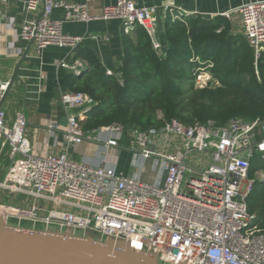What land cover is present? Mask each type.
I'll return each instance as SVG.
<instances>
[{"label": "built area", "instance_id": "built-area-1", "mask_svg": "<svg viewBox=\"0 0 264 264\" xmlns=\"http://www.w3.org/2000/svg\"><path fill=\"white\" fill-rule=\"evenodd\" d=\"M89 2L43 0L42 13L22 22L20 37L33 41L39 53L48 46L76 50L88 36L65 33V23L120 20L124 34L141 26L158 46L155 7L116 0L105 5L100 15H93ZM39 5L40 0H27L25 9L35 13ZM236 10L241 15L242 32L259 61L264 53V0L246 2ZM56 11H62V18H54ZM55 63L74 72L86 65ZM194 78L198 88L218 84L201 68ZM8 85L0 73V137L10 144L13 159L0 188L47 200L54 207L34 204L24 209L0 202V216L30 220L48 232H70L73 238L82 234L85 240L112 239L124 243L126 249L156 257L161 264H264V227H259L258 215L249 207V195L257 181L250 178L252 159L264 157V118L234 117L223 125L214 120L187 124L173 118L159 129L114 122L86 132L82 121L97 101L84 92H63L65 143L77 147L87 139L104 144L107 153L95 164L72 159L67 151L40 153L34 149L27 138L24 113L8 124L1 106ZM123 139H128L143 159L157 157L165 163L162 181L127 176L109 166ZM168 147L175 151L168 152ZM196 153L209 155L211 162L189 164Z\"/></svg>", "mask_w": 264, "mask_h": 264}, {"label": "trees", "instance_id": "trees-1", "mask_svg": "<svg viewBox=\"0 0 264 264\" xmlns=\"http://www.w3.org/2000/svg\"><path fill=\"white\" fill-rule=\"evenodd\" d=\"M230 29L223 16L169 17L168 45L160 53L148 31L139 26L135 36L124 37L120 74L108 75L97 58L79 49L89 70L80 76L67 73L65 79L70 91L87 93L97 101L82 121L83 129L114 122L159 129L173 118L187 124L214 120L221 125L234 117L264 118V53L257 61L247 38ZM199 68L210 72L218 84L198 88L194 73ZM259 171L264 172V157L256 155L250 178ZM249 207L257 213L259 227H264V179L254 183Z\"/></svg>", "mask_w": 264, "mask_h": 264}, {"label": "crops", "instance_id": "crops-1", "mask_svg": "<svg viewBox=\"0 0 264 264\" xmlns=\"http://www.w3.org/2000/svg\"><path fill=\"white\" fill-rule=\"evenodd\" d=\"M27 0H0V73L3 79L10 81L17 64L29 49L19 74L25 85L17 81L4 100L2 108L7 113V121L12 125L19 113H24L28 119L27 138L34 149L40 153H61L67 151L70 158L98 164L106 155V146L97 141L82 139L77 147L65 143L64 128L67 123V111L61 102L63 92L69 91L65 75L67 73L77 75L79 72L89 70V61L83 58L79 49L86 50L85 54L97 58L103 69L120 74L124 56L123 40L126 35L135 36V30L131 34H124L120 20H93L90 23H65V32L68 34L86 35L88 38L76 50L66 48L47 47L39 53L36 44L23 40L20 37L21 24L25 19L39 15L43 11V0H40L39 10L35 13L25 9ZM72 2H84L85 0H68ZM138 6H153L156 8V40L158 46L153 47L163 53L168 45L166 36V21L172 19H184L188 17H201L211 20L216 17H225L231 25L230 33L243 34V23L240 13L236 10L240 5L249 1L262 0H134ZM116 0H90V11L93 15H100L105 5L114 4ZM182 14L181 18L174 15ZM229 13L230 15H226ZM54 18H62V11H56ZM97 35V38L93 36ZM56 61H65L71 64L83 62L85 68L79 72L67 70L58 66ZM7 102L6 107L4 106ZM70 113V111H69ZM163 114H160L162 117ZM50 124L55 127L50 128ZM96 129V128H95ZM84 130V131H92ZM56 141L58 144L56 145ZM63 145L58 146L59 143ZM177 142L180 140L177 139ZM118 150V151H117ZM174 147H168V152H174ZM117 153L111 156L109 166L124 175H142L145 179L162 181L165 174V163L157 158L143 159L137 149L128 139H123L113 151ZM260 156V155H258ZM211 162L209 155L196 153L189 160V164L207 165ZM13 159L10 155V144L5 138L0 137V183L5 180ZM144 170V172H143ZM262 171L257 172L256 174ZM264 173V172H263ZM255 175L259 180V176ZM254 185V184H253ZM0 202L30 209L34 204L48 209L54 207L52 202L22 193H13L9 189L0 188ZM6 219L0 216V222ZM10 227L22 229H40L43 225H35L30 220L8 217Z\"/></svg>", "mask_w": 264, "mask_h": 264}, {"label": "water", "instance_id": "water-1", "mask_svg": "<svg viewBox=\"0 0 264 264\" xmlns=\"http://www.w3.org/2000/svg\"><path fill=\"white\" fill-rule=\"evenodd\" d=\"M33 41H31V44ZM29 53L20 59L1 106L17 81L25 85L19 71ZM86 70L79 72L82 75ZM26 86V85H25ZM0 264H161L156 257L126 249L112 239L73 238L70 232H48L10 227L0 222Z\"/></svg>", "mask_w": 264, "mask_h": 264}, {"label": "rangeland", "instance_id": "rangeland-1", "mask_svg": "<svg viewBox=\"0 0 264 264\" xmlns=\"http://www.w3.org/2000/svg\"><path fill=\"white\" fill-rule=\"evenodd\" d=\"M64 32H65V25H64ZM66 33V32H65ZM48 47H50V48H57V46H48ZM217 84V83H216ZM7 102L8 101H6V103H5V107H6V105H7ZM163 117V116H162ZM256 175H258V174H256ZM259 177V180L260 181H262L263 179H264V173H263V171L262 172H260L259 173V175H258ZM44 229V227H42V228H40V229H38L39 231H43V232H45V230H43ZM52 232H54V233H57V232H59L57 229H53L52 230ZM65 232V231H64ZM79 237H80V239H82V240H84L83 238H84V236L82 235V234H79ZM86 239H88V236H86L85 237ZM90 238H93V239H95V240H97L96 238H94V237H90Z\"/></svg>", "mask_w": 264, "mask_h": 264}]
</instances>
